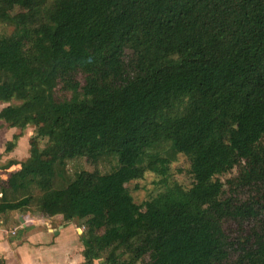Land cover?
Here are the masks:
<instances>
[{"label": "trees", "instance_id": "trees-1", "mask_svg": "<svg viewBox=\"0 0 264 264\" xmlns=\"http://www.w3.org/2000/svg\"><path fill=\"white\" fill-rule=\"evenodd\" d=\"M0 25V121L35 128L0 216L83 220L84 264H264V0H0Z\"/></svg>", "mask_w": 264, "mask_h": 264}, {"label": "rangeland", "instance_id": "rangeland-1", "mask_svg": "<svg viewBox=\"0 0 264 264\" xmlns=\"http://www.w3.org/2000/svg\"><path fill=\"white\" fill-rule=\"evenodd\" d=\"M18 13H23L24 10L19 9ZM13 31L11 27H5L0 25V35L1 34H10ZM60 95V94H59ZM14 104L17 102L14 101ZM9 104L0 103V111L8 106ZM20 136L16 139V135ZM35 134V128L29 127L28 129L22 131L15 128H9L5 121H0V190L1 186L4 183V179H8L9 175L12 172H15L21 168V164L25 162L30 156L31 145L30 141L32 136ZM9 143H16L12 150H8ZM170 158L172 157V180L180 183L182 186L189 188L192 183V176L190 173L191 164L186 156L183 154H175L172 151L169 153ZM112 163L105 162L100 166H95L90 161L74 160L68 163V171L71 172V175L74 176L76 173L86 170V171H95L99 170L102 173L110 169ZM229 176V175H227ZM6 182V181H5ZM131 194L133 195L135 202L138 204L144 203L149 200L152 196H155L159 192L163 191V184L161 183L160 177L156 174L148 173L145 175L144 179L136 180L127 185ZM1 197V192H0ZM8 219L6 215L4 217L3 225L6 227L15 226L17 224V216L29 215L30 218L26 222L28 223L26 228H41L47 229L50 227H58L62 225L63 227L71 226L72 232L76 233L77 240H71L72 246H76V259L82 264L85 263L86 258L84 256L85 252V241L82 235L85 233L84 221L80 219H74L73 221L64 220L63 216L55 215L48 216L39 212L38 208L32 204L28 209L24 211H15L8 214ZM2 217V218H3ZM33 219V220H32ZM19 223V222H18ZM241 222H230L227 226L228 230H233L237 232L235 235L239 234L241 231ZM242 227L251 228L252 225L250 222H244ZM23 227L22 229H24ZM25 228V229H26ZM14 233H17L16 231ZM81 250V252H80Z\"/></svg>", "mask_w": 264, "mask_h": 264}, {"label": "crops", "instance_id": "crops-1", "mask_svg": "<svg viewBox=\"0 0 264 264\" xmlns=\"http://www.w3.org/2000/svg\"><path fill=\"white\" fill-rule=\"evenodd\" d=\"M3 216H0V264H82L83 258L79 262L75 257L76 246H72L71 240L76 242L77 236L71 226L59 225L53 231L27 229L30 216L26 215L17 216V224L6 227Z\"/></svg>", "mask_w": 264, "mask_h": 264}, {"label": "water", "instance_id": "water-1", "mask_svg": "<svg viewBox=\"0 0 264 264\" xmlns=\"http://www.w3.org/2000/svg\"><path fill=\"white\" fill-rule=\"evenodd\" d=\"M21 221H23V222H24V220H23V219H21ZM50 230H51V231H53L54 229L50 227Z\"/></svg>", "mask_w": 264, "mask_h": 264}, {"label": "clouds", "instance_id": "clouds-1", "mask_svg": "<svg viewBox=\"0 0 264 264\" xmlns=\"http://www.w3.org/2000/svg\"><path fill=\"white\" fill-rule=\"evenodd\" d=\"M1 196H2V194H1ZM51 228H53V227H51ZM48 229H50V228H48ZM54 229V228H53ZM14 233V232H13Z\"/></svg>", "mask_w": 264, "mask_h": 264}]
</instances>
